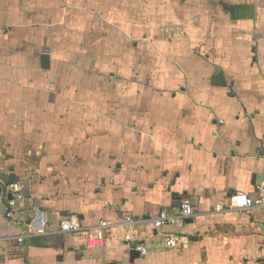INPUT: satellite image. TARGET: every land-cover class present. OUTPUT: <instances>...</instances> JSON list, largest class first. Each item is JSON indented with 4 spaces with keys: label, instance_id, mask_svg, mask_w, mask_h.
Instances as JSON below:
<instances>
[{
    "label": "crops",
    "instance_id": "obj_1",
    "mask_svg": "<svg viewBox=\"0 0 264 264\" xmlns=\"http://www.w3.org/2000/svg\"><path fill=\"white\" fill-rule=\"evenodd\" d=\"M263 176L264 0H0V264H264V214L225 208ZM71 215L116 225L88 249Z\"/></svg>",
    "mask_w": 264,
    "mask_h": 264
},
{
    "label": "built area",
    "instance_id": "obj_2",
    "mask_svg": "<svg viewBox=\"0 0 264 264\" xmlns=\"http://www.w3.org/2000/svg\"><path fill=\"white\" fill-rule=\"evenodd\" d=\"M256 196H249L245 193H237L231 195L226 204V209L228 211L242 212L246 215L258 210L264 214V176L255 183ZM9 193L11 196V201H16L20 199V195L16 185H12L9 188ZM195 216L194 209L189 202H184L182 204L181 211L178 215H170L166 211H162L159 216L153 220H146L139 222L131 217H128L124 225H135V224H146L151 222L156 229H161L165 227H180L186 220L192 219ZM116 223L112 221H101L97 226L86 229L82 226L80 218L77 215H71L64 219L60 223V232L62 234L71 235H84L86 238V243L88 249H98L104 245L106 236ZM47 222H43L42 226L37 228L33 224L26 225L27 232L23 235L16 237L15 240L18 244H23L29 241L31 238L36 236H45ZM183 238L176 236L174 234L166 235L165 246L170 250L178 249L182 243ZM137 252L142 257H146L149 254L148 248L144 244H138L136 246Z\"/></svg>",
    "mask_w": 264,
    "mask_h": 264
},
{
    "label": "water",
    "instance_id": "obj_3",
    "mask_svg": "<svg viewBox=\"0 0 264 264\" xmlns=\"http://www.w3.org/2000/svg\"><path fill=\"white\" fill-rule=\"evenodd\" d=\"M254 52H255V50H254ZM41 61H42V68L43 69H49L50 68V57L48 55H43L41 57ZM4 190H5V187H4ZM10 200H11V196H10ZM188 223H192V220L189 219V220L185 221V224H188ZM190 240H195L196 241L197 238H190ZM130 257H131V261L134 262L135 259L140 257V255H139V253L137 251L134 250V251H132Z\"/></svg>",
    "mask_w": 264,
    "mask_h": 264
}]
</instances>
